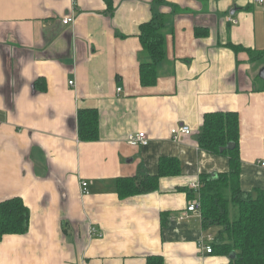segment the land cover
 I'll return each mask as SVG.
<instances>
[{
  "label": "crops",
  "instance_id": "obj_1",
  "mask_svg": "<svg viewBox=\"0 0 264 264\" xmlns=\"http://www.w3.org/2000/svg\"><path fill=\"white\" fill-rule=\"evenodd\" d=\"M157 15L167 18V56L157 84L144 87L139 67L150 59L140 26ZM229 44L264 56V5L0 0V203L20 197L31 212L27 234L0 242V264H147L152 255L229 264L200 248L218 228L204 231L200 214L186 212L197 198L191 183L230 170L227 157L198 147L208 113H238L241 188L264 191V88L257 62ZM41 78L46 90L35 86ZM88 109L99 112L100 138L82 142L78 112ZM179 125L192 134L174 140ZM138 132L149 146L127 143ZM162 157L178 159L181 174L161 178L153 193L119 198V178L156 176ZM91 226L104 238L91 237Z\"/></svg>",
  "mask_w": 264,
  "mask_h": 264
},
{
  "label": "trees",
  "instance_id": "obj_2",
  "mask_svg": "<svg viewBox=\"0 0 264 264\" xmlns=\"http://www.w3.org/2000/svg\"><path fill=\"white\" fill-rule=\"evenodd\" d=\"M167 18L157 15L140 26V41L148 62L139 67L140 83L144 87L155 86L159 77V65L166 60L165 26ZM234 52L246 51L241 46L229 44ZM250 57L256 56L249 51ZM251 61H256L251 59ZM35 86L46 90L41 78ZM78 136L82 142L100 138V115L97 110L78 112ZM198 147L211 154L229 159L228 173L203 175L200 190L202 229L218 228L213 254L235 258L229 264H264V191L244 192L241 188L240 119L236 112H212L205 114L202 130L197 137ZM181 164L176 158L162 157L156 176L123 177L117 180V192L122 200L153 193L159 189L161 178L179 176ZM191 198V197H190ZM192 200V199H191ZM30 209L20 197L0 203V242L6 236L25 235L30 227ZM169 214H162L167 218ZM162 221V226L165 225ZM147 264H165L158 255L148 256Z\"/></svg>",
  "mask_w": 264,
  "mask_h": 264
},
{
  "label": "built area",
  "instance_id": "obj_3",
  "mask_svg": "<svg viewBox=\"0 0 264 264\" xmlns=\"http://www.w3.org/2000/svg\"><path fill=\"white\" fill-rule=\"evenodd\" d=\"M254 5H264V0H252ZM75 18L73 15L68 16L63 19V24L65 26L74 24ZM231 22L233 24H237V20L231 19ZM72 85L73 82H70ZM122 89L118 88L117 92L121 93ZM171 134L174 138V140H179L182 136H190L192 134V129L190 126L187 125H179L177 127H174L171 130ZM127 143L132 147H147L150 145V138L147 136L145 132H138L130 134L127 138ZM264 167V162L261 164ZM202 184L200 180L193 182L190 184L189 188L192 191H195L197 193V198L191 202L187 208L186 212L188 213H201V201H200V190H201ZM81 189L82 194L87 195L90 192L89 189V183L87 181L81 182ZM185 214L180 216V219H184ZM90 236L97 238V239H103L104 233L96 228L95 226H91L89 230ZM215 237L212 235H208L207 241H202L200 244V248L206 251L207 254H213V245L215 243Z\"/></svg>",
  "mask_w": 264,
  "mask_h": 264
},
{
  "label": "rangeland",
  "instance_id": "obj_4",
  "mask_svg": "<svg viewBox=\"0 0 264 264\" xmlns=\"http://www.w3.org/2000/svg\"><path fill=\"white\" fill-rule=\"evenodd\" d=\"M251 59L256 60L253 62H257V63H255L254 68L256 70L257 75L259 76L261 71L264 69V56L263 55H256V56H253ZM260 82H261L260 88H264V79H261ZM217 230H219V229H217Z\"/></svg>",
  "mask_w": 264,
  "mask_h": 264
},
{
  "label": "water",
  "instance_id": "obj_5",
  "mask_svg": "<svg viewBox=\"0 0 264 264\" xmlns=\"http://www.w3.org/2000/svg\"><path fill=\"white\" fill-rule=\"evenodd\" d=\"M259 77L261 79H264V69L261 71ZM233 258H235V253H232L231 256H230V259H233Z\"/></svg>",
  "mask_w": 264,
  "mask_h": 264
}]
</instances>
